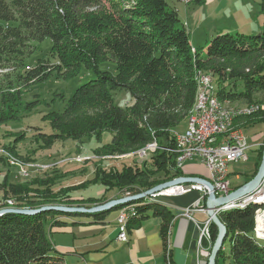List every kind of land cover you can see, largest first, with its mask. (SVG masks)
<instances>
[{"label":"trees","instance_id":"obj_1","mask_svg":"<svg viewBox=\"0 0 264 264\" xmlns=\"http://www.w3.org/2000/svg\"><path fill=\"white\" fill-rule=\"evenodd\" d=\"M261 10L264 15V0ZM47 38L51 39L50 47L32 59ZM0 69H9L0 75V127L18 118L21 108L28 112L37 106L39 99L23 102V93L31 85L48 80L54 73L65 79L79 77L84 69L94 74L76 88L64 111L45 115L52 132L37 130L31 136L23 130L9 132L13 140L4 147L13 156L36 162L33 155L57 141L100 137L104 132H109L112 140L96 149L101 158L134 153L155 142L157 148L153 146L144 158L137 156L132 164H98L93 179L66 186L58 185L61 176L56 173L13 181V167L1 156L8 167L0 183V209L10 206L7 199L18 208L58 204L92 207L184 176L183 167H177L178 153L166 148L176 149L173 131L194 104L197 72L209 71L214 77V91L221 101L252 102L257 92L264 91V31H227L212 37L206 48L195 47L186 22L167 0H0ZM119 89L129 90L134 102L116 105L113 91ZM258 123H264V111L234 120V125L244 130ZM29 137L39 145L22 155L18 145ZM263 150L264 141L256 149L251 177L231 182L234 189L255 176ZM89 181L102 183L101 195L75 196L74 191ZM155 199L134 201L138 205L134 204L136 211L128 223L146 218L153 208L154 214L163 216L162 234L166 237L174 214ZM263 210L264 202L259 201L219 213L227 227L224 246L229 248L219 251L215 264L227 258L228 264H264V241L255 234L256 216ZM107 211L5 212L0 215V264H64L51 240L54 229L67 224L63 217ZM218 232L212 222L211 248Z\"/></svg>","mask_w":264,"mask_h":264},{"label":"rangeland","instance_id":"obj_2","mask_svg":"<svg viewBox=\"0 0 264 264\" xmlns=\"http://www.w3.org/2000/svg\"><path fill=\"white\" fill-rule=\"evenodd\" d=\"M261 1L262 0H206L203 3H197L195 0H167L169 7L176 8L179 11L181 19L186 22L190 32L191 42L196 47L204 46L205 48L208 46L212 37L219 33L227 31L235 33L245 32L247 34L263 33L264 15L261 10ZM50 40V38H47L42 43V50L34 52L32 59L44 54V51L51 45ZM28 62L32 63L31 59ZM102 67L106 68L107 64H104ZM8 70L9 69H0V75L9 72ZM203 72L205 73V71ZM93 77V72L86 69L82 71L79 77L70 79H65L54 73L48 80L33 84L28 91H24L23 102L26 103L39 99L37 106H35L32 111L28 112L21 108L18 118L0 127V158L4 156L7 162L13 167L10 171L13 181L23 182L38 174L45 175L56 173L61 176L58 179L59 186L78 184L86 179H93L98 164L107 167L115 163L121 167L122 164L120 162L123 161L124 163L127 162L132 164L134 158H137V156L140 157L145 147L134 151V153L113 154L109 158L99 157V155L96 154V149L112 140V135L109 132H104L100 137L93 135L81 140L67 139L65 141H57L53 147L40 149L33 155L36 158V162L25 161V159H21L18 156H13L9 154L10 151L6 150L4 147V145L13 140V137L9 136V132L23 130L28 133V136H31V134L37 130H42L47 133L52 132V125L48 119L44 118L45 115L52 111H64L68 100L74 94L76 88ZM215 83L216 81L213 80L214 88ZM113 97L116 105L125 106L134 102V98L127 89L114 90ZM258 99L260 101H256ZM224 103L236 110L246 109L245 107L250 108L253 105H264V91L257 92L254 100L249 103L248 101H224ZM254 113L257 112H251L246 115H252ZM186 119L187 116L176 127L177 130H184L187 127ZM234 128H241L244 130L238 125H234ZM251 130H264V123H258L253 128H246V133L250 136L253 133ZM223 136L225 137V134H223ZM37 144L38 143L34 141L33 137H29L19 143L18 151L22 155H26L32 152L34 148H37L39 145ZM248 154V161H238L230 164L232 169L231 178L233 181H244L250 178L254 172L257 151L255 152L250 149ZM7 167V164L2 163L0 160V183L6 174ZM102 189H104V186L100 181H89L86 186H82L80 189L75 190L74 195L83 197L97 196ZM2 195L3 190L0 189V198H2ZM126 195L129 194L126 193L124 196ZM151 197L152 196H149L145 199L150 200ZM163 199L166 198L157 197V201H162ZM9 200L10 199L6 200L10 205L9 207L18 208L13 205V201L9 202ZM134 204L138 205V203L132 201L124 206ZM120 208L122 207L113 209L109 211V213L112 215L119 213L118 211ZM263 212L264 210L256 217L258 218L260 215H264ZM262 231H264V229ZM205 242L207 244H205ZM202 244L209 250L212 249L211 242H208L206 239H204ZM222 248L226 251L229 246L227 244L224 246L223 243L221 249ZM229 261L230 260L227 258V260H221L220 264H228Z\"/></svg>","mask_w":264,"mask_h":264},{"label":"crops","instance_id":"obj_3","mask_svg":"<svg viewBox=\"0 0 264 264\" xmlns=\"http://www.w3.org/2000/svg\"><path fill=\"white\" fill-rule=\"evenodd\" d=\"M185 129L176 131L184 132ZM251 131V136L246 133L249 150L256 152L263 144L264 130ZM183 171L184 176L209 178L207 168L198 159L187 161ZM231 182L240 181L231 178ZM102 192L103 189L99 195ZM203 196L201 191L193 190L160 201L174 214L166 237L162 234L163 216L154 214L152 208L147 211L149 215L146 218L130 222L129 239L125 243L117 239L119 229L116 217L119 213L112 215L109 213L112 210L97 215L65 216L63 219L67 224L56 227L51 239L64 257V264H208L210 250L204 246L199 248L197 227V223L201 224L210 218ZM188 208H193L192 217L184 213Z\"/></svg>","mask_w":264,"mask_h":264},{"label":"built area","instance_id":"obj_4","mask_svg":"<svg viewBox=\"0 0 264 264\" xmlns=\"http://www.w3.org/2000/svg\"><path fill=\"white\" fill-rule=\"evenodd\" d=\"M209 89H213V87H209L208 80H205L204 98L202 100L200 115L194 117L190 122V126L186 127L185 131L181 132L179 135L181 137V144H189V153H184L182 156L177 157V167H184L185 164H183V157H190V160H200L208 170V180H210L214 185L216 195L224 196L228 195L234 190L230 178V164L232 162L248 161V150L250 148V145L247 135L244 131L242 132V134H240L239 137L226 139V149H224L221 155H204L202 142H210V131L221 130L226 133V124L236 118L229 117L227 114H223L220 108H216V111H208ZM255 110L257 109L251 111ZM146 156L147 155H143L139 158H144ZM193 190L201 191L202 193H204V195L207 196L210 193V188L205 182L183 181L165 188L153 195L167 198L185 194ZM127 193L130 194L129 192ZM258 194H264V183L252 194L247 195L236 202H238V204H244L245 202L253 201V196ZM131 209H133V205H131ZM192 210L193 208H188L184 212L185 215L188 217H192ZM116 224L119 229L117 239L121 243L127 242L129 237L128 233L123 230V213H119L117 215ZM211 224V218H208L201 224L197 223V227L199 229V248H203L202 243L204 239H206L208 242H211ZM255 234L258 240L264 241V231H259L255 228Z\"/></svg>","mask_w":264,"mask_h":264},{"label":"water","instance_id":"obj_5","mask_svg":"<svg viewBox=\"0 0 264 264\" xmlns=\"http://www.w3.org/2000/svg\"><path fill=\"white\" fill-rule=\"evenodd\" d=\"M183 181H190V182L202 181V182H205L210 188V193L208 194L206 198V206L208 209V214L210 218L212 219V222L218 226L219 232L217 235V239L214 245L212 246L211 252L209 254L208 264H215L218 252L223 246L224 240L227 237V227L221 221L219 217V213L217 212V208L227 203H230L232 201L239 200L243 198L244 196L250 195L254 191H256L258 188L261 187L264 181V150H263V155H262L260 166L255 176L251 178L249 181H247L245 184L240 186L239 188L234 189L232 192H230V194L224 195V196H217L215 193L214 185L212 184L210 180L206 178L197 177V176H180V177L174 178L173 180L158 184L154 186L153 188H150L149 190H146V191H143L137 194H129V195L117 198V199H111L103 204H98L92 207L78 206V205H62V204L45 205L39 209L9 207V208L0 209V215L5 212H12V213H17V214H36V213L47 211V210H59V211H64V212H80V213H83V212L97 213V212L112 210L116 206L124 205L132 201H137L142 198L152 196L153 194L165 188H168L172 185H175L176 183L183 182Z\"/></svg>","mask_w":264,"mask_h":264},{"label":"bare ground","instance_id":"obj_6","mask_svg":"<svg viewBox=\"0 0 264 264\" xmlns=\"http://www.w3.org/2000/svg\"><path fill=\"white\" fill-rule=\"evenodd\" d=\"M195 77L197 81V91H196L194 104L192 108L189 110L188 115H187V127L190 126V122L194 117H197L200 115L202 100L204 98L205 80H208L209 87H213V89H209V92H208V111H216V108H220L223 114H227L229 117H236V118L242 115L250 114L251 112L264 111V105L262 104L253 105L250 108L245 107L246 109H240V110L231 108L227 106L223 101H221V99H219L217 94H215V91H214L215 89L213 85L214 79L210 74H208L207 72L204 73L202 70H199ZM254 109H257V110L251 111ZM248 111H251V112H248ZM235 119H233L232 121L226 124V133H224L221 130L210 131V142H202V149H203L204 155H210V156L221 155L224 149H226V139H233L235 137H239L240 134L244 132V130H242L241 128H234L233 123ZM180 133L181 132L179 131H173V134L176 140V149L166 148L169 151L177 152L178 153L177 157L182 156L184 153H189V144H181V137L179 136ZM223 134H225V137L223 136L222 139L220 140L219 138ZM153 146L155 147V142H153L152 144L151 143L147 144L140 156L147 155L148 151ZM177 157H176V162H177ZM189 160H190V157H183V164H185ZM152 197L157 198L158 196L152 195ZM236 201H232L230 203H227L217 208V212L220 213L223 210L231 209L235 206L243 207L253 202H259V201L264 202V194L254 195L253 201L245 202L244 204H238V202ZM135 211H136V208L134 205H133V209H131V205H126V206H122V208H120L119 210V213H123V230L126 233H128L129 219L135 213ZM256 225H257L256 226L257 230L262 231L264 229V215H260L257 218Z\"/></svg>","mask_w":264,"mask_h":264}]
</instances>
